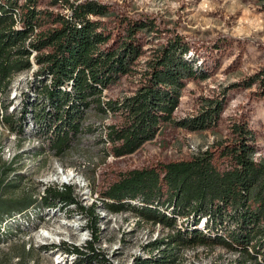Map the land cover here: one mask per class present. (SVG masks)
<instances>
[{
  "label": "rangeland",
  "instance_id": "374dc122",
  "mask_svg": "<svg viewBox=\"0 0 264 264\" xmlns=\"http://www.w3.org/2000/svg\"><path fill=\"white\" fill-rule=\"evenodd\" d=\"M97 1L106 4L110 14L93 19L103 22V28L114 36L122 34L128 22L148 25L138 37L146 53L137 61V73L111 86L105 93L107 101H120L133 94L140 84L144 62L160 46L180 36L190 46L186 58L194 60L199 76L187 82L175 118L198 116L221 102V119L217 126L198 131L165 124L153 140L136 152L117 157L108 141V126L120 124L123 119L117 114L91 112L86 130L69 150L57 155L50 148V133L46 134V128H55L56 122L46 126L51 111L32 86L39 68L36 65L33 73L28 70L13 78L9 93L0 97V203L7 202L5 209H10L11 201L25 204L29 198L40 199L47 187L63 184L74 185L84 205L97 201L101 204V196L121 174L190 160L206 150L214 152L223 167L226 158L220 157L222 146L233 140L235 123L248 124L255 132V159L264 162V88L255 79L264 70V0ZM52 2L42 0L40 8L68 12L62 3L54 6ZM4 103L9 105L8 113L2 111ZM24 104H29L25 117ZM138 206L113 212L100 205V234L95 248L109 260L102 264H135L137 257L157 254L148 248L150 242L175 233L173 228L154 223L149 217H138L133 210ZM160 210L173 216L171 209ZM5 213L0 212V264H77L75 257L64 252L63 244L81 247L91 238L85 217L73 206L65 210L43 209L36 203ZM177 226L186 231L192 219L178 218ZM227 226L218 225L215 231L204 233L224 235ZM179 264L257 263L230 246L216 243L184 248Z\"/></svg>",
  "mask_w": 264,
  "mask_h": 264
},
{
  "label": "trees",
  "instance_id": "16d2710c",
  "mask_svg": "<svg viewBox=\"0 0 264 264\" xmlns=\"http://www.w3.org/2000/svg\"><path fill=\"white\" fill-rule=\"evenodd\" d=\"M60 3L67 13L42 10V0H0V97L9 93L13 78L32 68L31 56L36 53L34 60L39 68L32 86L51 111L46 126L56 122L55 128H46V134L50 133V148L57 155L69 150L86 130L91 112L117 114L123 119L108 126V141L117 157L136 152L165 124L191 131L217 126L223 112L221 102L198 116L175 118L187 82L199 76L194 60L186 58L190 46L180 36L160 46L144 62L140 84L133 94L120 101H107L105 93L111 86L137 73V61L146 53L138 37L148 25L128 22L123 33L114 36L103 28V22L93 19L110 14L106 4L97 0H53L52 5ZM262 75L264 70L255 79L264 88ZM28 107L24 104L23 117L29 113ZM8 109L4 103L1 110L8 113ZM232 137L222 146L220 157L226 158L223 167L215 153L206 150L190 160L123 173L104 192L100 201L105 209L121 212L137 201L139 206L133 210L138 217H149L175 230L150 242L148 248L157 254L137 257L135 264H179L184 248L216 243L264 264V162L255 159L256 134L248 124L235 123ZM6 203H0V212L21 211L36 203L43 209L75 207L85 217L91 238L85 246L64 243V247L56 248L63 247L77 264L108 263L95 248L101 204L84 205L74 185L47 187L40 199L29 198L25 204L11 201L10 209H5ZM160 207L171 209L173 216L165 215ZM178 218H191V228H179ZM225 223L224 235L204 233Z\"/></svg>",
  "mask_w": 264,
  "mask_h": 264
},
{
  "label": "built area",
  "instance_id": "2783aa9c",
  "mask_svg": "<svg viewBox=\"0 0 264 264\" xmlns=\"http://www.w3.org/2000/svg\"><path fill=\"white\" fill-rule=\"evenodd\" d=\"M36 53H34L32 56H31V62H32V68L30 69L31 73H33L35 70H36V67L38 66L36 63H35V60H34V56H35ZM37 65V66H36ZM3 117V116H2ZM44 193V192H43ZM135 204H138L139 202L137 201H134ZM201 228H203V224L200 225Z\"/></svg>",
  "mask_w": 264,
  "mask_h": 264
}]
</instances>
